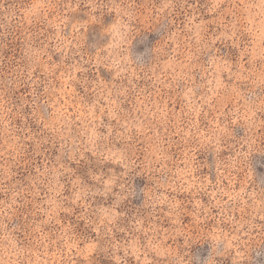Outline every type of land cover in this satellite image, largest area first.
Wrapping results in <instances>:
<instances>
[{"label": "clouds", "instance_id": "1", "mask_svg": "<svg viewBox=\"0 0 264 264\" xmlns=\"http://www.w3.org/2000/svg\"><path fill=\"white\" fill-rule=\"evenodd\" d=\"M0 264H264V0H0Z\"/></svg>", "mask_w": 264, "mask_h": 264}]
</instances>
